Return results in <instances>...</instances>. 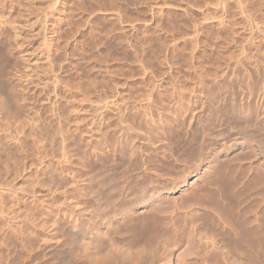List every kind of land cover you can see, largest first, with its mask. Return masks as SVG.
<instances>
[{
	"label": "rangeland",
	"instance_id": "rangeland-1",
	"mask_svg": "<svg viewBox=\"0 0 264 264\" xmlns=\"http://www.w3.org/2000/svg\"><path fill=\"white\" fill-rule=\"evenodd\" d=\"M28 1L0 0L1 18H6L7 16L11 18L14 15L18 17L19 9H22L24 4H30L31 6H25L31 8L34 7V4L36 3L37 7L38 5H44V3L45 5L46 3H50V1L47 2V0H37V2L32 0ZM61 1L62 0L59 1L58 7L62 9L64 4L63 1L62 3ZM31 2L34 4L32 5ZM65 3H68V5L65 4L62 10L59 8L61 11L58 9L54 14L55 20H59L60 18L63 19V22L59 21L53 24V28H56L55 33L57 32V34H55L54 37L46 38V44L48 45L49 43L50 46H48L49 48L46 46L47 48L44 49L43 53L45 59L48 58L49 63L51 62L49 65L47 62L48 59L46 60L49 66L45 67L43 64H37L38 66H36V63L33 65L32 61H25L27 59H25L24 56H22V58L24 57L23 59L20 58L22 61H19V58L16 59L15 57L17 56L14 57V54L10 53L12 55H7L5 47L0 44V53H3L0 54V56L2 55L0 57V66H4L3 68H0L2 70L4 68L6 69L3 71L0 69V74L5 75H2L3 79L0 77V80H4L0 81V85L5 87L3 90L5 92L7 91L6 93H11L10 97L12 96V99H14L12 95L14 93L13 91H15L14 89L21 93H19V97L17 96V98L14 99L15 102H13L12 99H9L10 97L8 94V97L6 98L8 101L4 104L8 108L6 111L4 110L6 109L4 105L0 106L1 110L3 108L2 106H4V109L1 111V114L3 112V115L1 116L4 117L0 116V183H3L0 185H3L2 187H5L6 185L7 188H11L12 186L15 187L11 190L7 189L6 193L8 192V194L2 192V197L5 199L4 201L0 196V203H2L0 204V208L4 204L1 208L2 211L0 210L2 213L1 216L4 218V220L2 218V221H0V224H3L0 226V254L3 257H1L3 259L1 261L2 264H22L26 254L24 255L23 253L25 249H20V247H22L27 239H25L26 237H21V235H24L20 233L22 231L21 228L23 229L25 225L28 226L29 223L34 222L33 220L36 221L37 219V221H42L46 215L55 218L58 213L67 211V209H64L65 205L62 202L63 197L57 192V190H63L65 187L64 180L61 177L63 174H60L63 173L61 162L59 163L60 166L56 163L59 162L58 160H63L62 154L64 152L68 155L66 154L67 156H65L64 153L63 157L70 158L72 162L79 164V166L82 164L84 165L88 162L87 158L90 151L88 147H90L91 142H93V144H95L94 146H96L95 148H97V146L100 148L101 146L107 153L105 152V156H103V158L105 157L104 160L103 158L101 159L103 160L101 161L103 166L101 163L99 164L100 160L98 161L97 158L93 157V159H96H94V162L98 167L92 159L91 161L93 163H91V168L95 167V170L97 171L99 166L101 168L106 165H111L112 167H108L114 170L118 166V169L114 171L118 172L119 169L122 171L121 168L125 166L124 168L126 169L123 168V171H128L129 169L130 173H135L134 171L137 169L136 172L138 173L139 170H142L141 166H143L142 171L144 173L141 171L140 175L145 176L144 174L147 173L145 168L146 164L139 151L142 149V144H140L141 141L145 140L150 143L149 153H151V157H149V165H152V169L157 172L158 170L159 172L160 170H163V172H166L161 173L167 174L169 172L171 175L172 172L174 173L175 169L170 168V166L173 164L172 166L179 172V170L182 169L181 166L183 167L184 161L182 159L185 156L184 160H189L185 162L186 164L184 165L186 166L191 163L193 164V162L196 163L195 161H200L209 155L215 154V150L220 151L222 148H225L228 143L231 145L230 142L234 139L236 142L238 141L236 139H241L242 137L247 139L250 135L254 137L250 136L249 138H257L258 142L264 139V127L262 128V124L259 121V119H261L260 115L257 116L251 114L250 116H240L235 111H232V109H229V105L233 101L235 106L237 104L239 105L241 100V104H243L242 102L244 99L242 93H244L243 91L247 92L250 89V91L252 90L251 93H253V95L251 98H248L250 102L248 99H245L246 101L244 100L245 104L243 106L249 108L248 111L250 113L254 112V109L256 108H258L256 109L258 112L255 111V114L259 113V111L264 112V101H255L257 94L264 89V0H67ZM9 4L10 6L12 4L14 6H12V9L10 10L9 8L11 7H9ZM66 6L67 8H65ZM26 7L25 9L28 11L29 8L27 9ZM44 7L42 6V8H39L41 11H37V8H34L33 10L35 12L37 9L36 14H39L40 17L41 14L39 12L42 13ZM25 9L23 8L22 11L24 12ZM6 10H9L11 15L9 13L7 15ZM11 10H13V12ZM30 10L27 12V16L29 13H34ZM31 14L28 16L29 20H33L34 18V20H37L39 18L36 14H33L34 17ZM15 18L14 20H16ZM56 24L60 26L58 27ZM82 26L84 28H82ZM43 37L39 36L36 38V41L34 40L35 42L33 41V45L36 43L34 47L36 46V48L39 49L37 43H44L45 38ZM40 38H42L43 41L38 40ZM46 53H49L50 55ZM14 62L17 64H14ZM10 68L13 69L11 70ZM7 69L9 72L11 71V73L5 72ZM91 70L92 72H90ZM90 73L94 75L92 76ZM8 75L14 80V83L13 80L12 83H10L11 79L10 81L8 80ZM89 76L94 79H90ZM88 80L93 81H89V83L93 84L90 85ZM239 80L241 82L238 83ZM245 81L246 83L244 84L247 85L248 88L242 84V82ZM224 84L225 86L223 87ZM221 85L222 87H220ZM2 86L0 87L2 88ZM12 86H14V89ZM226 86L228 89L225 90ZM11 88L13 91H11ZM222 92H225L226 95L225 93L222 94ZM237 95L238 97H236ZM122 98L123 100H121ZM210 98H214V100ZM207 99H210L214 103H212L213 107L208 110L209 112L206 109ZM21 100L22 102L25 100V108H23L24 105ZM223 100H225V102ZM221 101H223V105L221 104ZM19 102L22 103L23 106ZM123 102H125L126 105ZM18 103L22 106H20L22 110H25L20 111L21 113L19 114V117H12V111H15L17 108L16 106L19 105ZM226 106H229L228 110H225L227 109ZM181 107L184 108L182 109ZM18 110L19 108L16 109V112ZM204 113L205 115H203ZM4 114L8 117H5ZM9 115L13 119H11ZM255 116L257 117L255 118ZM189 119L192 122L189 121ZM13 120L16 124L12 122ZM258 121L260 123L257 124ZM22 122L25 128L23 127ZM33 122L36 125L35 128ZM9 124L11 125L9 126ZM13 124H15V126L18 124L16 127L19 130L12 126ZM187 124L189 126H187ZM11 126L13 128H11ZM91 128L93 129L91 130ZM21 130H24L22 131L24 133L20 132ZM87 130H90L89 132L91 133ZM253 130L256 133L253 132ZM140 136L144 137L141 138ZM261 136L263 138H261ZM259 138H261V140ZM209 141L211 142L209 143ZM234 141L232 142L234 143ZM263 143L264 141H262V144ZM119 147V151L122 154L114 152L115 148ZM240 152L242 154H240ZM86 153L88 154L87 156L85 155ZM115 153L119 154V157H117L118 155ZM193 153L194 155H192ZM252 153L251 149L231 152L232 155L230 154L228 158H225L230 163L227 161L228 164L225 165L227 162L224 160L222 165L223 168L226 167L224 168L225 170L223 169L224 171L228 170L227 174L229 173V170H235L236 177L230 175L231 177H225L226 179L222 178L220 180H215L213 184V181H211V184H207L208 186L206 185V188H204L208 194L210 192L211 194L208 195L205 191L206 194L208 196L211 195L210 197L212 199V194L214 193L215 195L213 196L221 205H224L226 202V205L228 202L230 203L232 194L235 190L240 188L237 184L240 185V177L243 176V174H241L243 171L241 172L238 167L241 168L243 165V170L247 171L245 167H248L246 163L250 160L249 155L254 159ZM69 154L71 157H69ZM242 156L243 158L245 157V160H242ZM116 158L118 159L116 160ZM40 159H42V161ZM141 159H143V161ZM240 159L242 162H240ZM37 160H40L39 162H42V165L38 162L32 164L34 163L33 161ZM232 160H234L233 164L231 163ZM178 161H181L180 163L182 165L180 164V166H178ZM44 162L47 163L44 165ZM160 162L163 164L167 162V167H164L166 165L165 163L163 166L164 169H162L163 164ZM235 162L238 164H235ZM155 164L157 165V168H154L156 167ZM159 165L161 166L159 167ZM237 165L238 167H233ZM42 166H45L43 170L41 169ZM107 166L105 168L108 170ZM168 166L170 169H167ZM176 166H178V168ZM237 168L238 171L236 170ZM111 169L109 170L110 173L113 171ZM23 170H25V173ZM29 171L30 173H28ZM92 171L94 172V169H92ZM181 171L175 174H180ZM235 171L230 173L235 175ZM31 172L34 177L33 175L31 176ZM35 173H38V175ZM16 174H18L17 177ZM26 175L28 177L31 176L32 179L34 178L33 180L42 181V183L49 187L50 190L56 189L54 190L57 192L55 197L56 201L53 206L47 205L42 199L35 202L36 204H32L26 200L23 201L21 197H19V195L24 194H20L22 191H18L19 186L22 184L19 190L24 188V190L27 191V189L29 190L30 188V185L28 187L27 184H30L33 181L29 180L30 178L28 179ZM39 175H41L40 178L38 177ZM35 176L39 179H36ZM172 176L175 175L172 174L169 177ZM176 176L180 177L181 174ZM232 177L235 181L239 180L236 183L233 181V184L235 183V185L232 184ZM28 180L29 182H27ZM12 181H14L13 185L11 183ZM216 181L221 183H217ZM18 182H21V184L19 185ZM215 184L217 185L216 187ZM221 186L227 188H222ZM235 186L237 189H235ZM257 186L258 188H255V186L253 187L255 188L254 190L257 191V194L256 192L254 193L256 194V197L260 199V193L258 191L261 185ZM25 187L28 188L25 189ZM8 190L11 192L12 190H17L19 193L17 192L15 195L16 191H14V193L12 192V195H9ZM225 190L226 192L230 191L232 194H226ZM2 193H0V195ZM83 197L88 200L93 198V196H90L89 194H84ZM9 198L12 199L9 200ZM168 200H166L165 203L169 205ZM9 202H11V204ZM170 202L174 203L173 199H170ZM90 204H92L91 200ZM90 204H87V209L88 207H91L88 206ZM214 204L217 203L214 202ZM207 205L208 204H206V206ZM206 206L205 209H203L204 212L201 211L202 213L217 214L216 211L220 213L218 205L215 209L212 208V210L211 207H215L213 203L211 206L210 202V208ZM15 207L21 212L14 214L12 209L14 208L13 210H16ZM205 210L207 213H205ZM150 211L153 213L152 210ZM37 214L38 216H36ZM33 215H35L36 219ZM4 216H7L8 218ZM21 217L24 221L21 220ZM13 219L17 220L13 222ZM123 230L128 232L126 228ZM124 231L123 233H125ZM167 237L169 241L175 240V243L178 241L176 239L177 236L169 237V235H158L150 242L148 241V243H150L149 246L161 245L165 242L164 240H166ZM22 239H25L23 243H21ZM166 242H168V240H166ZM27 245L29 246V243H27ZM17 247H19L20 251ZM16 250H18V253L20 254L22 252V254L18 256L19 254ZM69 253L70 252L66 253L68 256L65 254V258L64 256H62L61 259H59V257L51 258L48 262L50 261L49 264H52L53 262V264H84L80 261L82 258L79 257V255H76L77 253H74L77 257L72 254V256L76 258H72L71 254L69 258ZM23 255L24 257H22ZM67 257L70 259L69 262H67ZM62 258L66 261H62ZM19 261L21 263H19Z\"/></svg>",
	"mask_w": 264,
	"mask_h": 264
},
{
	"label": "bare ground",
	"instance_id": "bare-ground-1",
	"mask_svg": "<svg viewBox=\"0 0 264 264\" xmlns=\"http://www.w3.org/2000/svg\"><path fill=\"white\" fill-rule=\"evenodd\" d=\"M32 1L37 2V0H32ZM38 1H42V0H38ZM48 1H50V3L49 4L46 3L47 7H46L45 3H44V5H41V6L38 5V7H37V3L34 4L31 2L32 5L34 4V7H31V8L28 7L29 8L28 9L26 6H31V5L30 4L29 5L24 4V6L26 5L25 7L28 9V11L31 9L33 12H34V10H33L34 8H37L38 9V10L36 9L37 11H39V10L41 11V9H39V8L40 7L42 8V6L43 7L45 6L43 8L44 10H42L43 12L42 13L39 12L41 14L40 17H39V14L38 15L36 14V12H37L36 10L33 13L39 17L38 18L36 16L38 18V19L36 18L37 20H34L35 18L33 20L32 19L29 20L28 16H30L29 14H31V13H29L27 16L28 11L25 9L24 6H22V9L23 8L25 9L24 12L22 11V9H19L18 17L16 15L13 16L14 18L16 16V18H15L16 20H14V18L11 16L10 17L12 19L9 18L8 16H7L8 18L7 17L1 18L2 16H0V44H1V46L5 47V49H6L5 52L7 53V55L8 54L9 55L14 54V57L17 56L15 58L16 59L19 58V61H22L20 58H22V56H24L25 59H27L25 61H28V62L32 61L33 65L36 63V66H38L39 64H43V66H45V67L50 65L51 62L49 63L48 58H47L48 60L45 59L44 53H43L44 49L47 48L48 46H50L49 43H48V45L46 44L47 43L46 38L47 37L48 38L54 37V35L57 34V32L55 33L56 28L55 29L53 28V24L56 22H59V21L63 22V19L60 17H58V18H60L59 20L54 19L55 12H57L58 9L60 8V7H58V3L60 0H47V2ZM62 1H63L64 6H65V4H66L65 2L67 0H62ZM62 1H61V3H62ZM12 3L14 4V2H12ZM61 3H60V5H61ZM68 3L66 5H68ZM13 4L11 6L9 4V7H11V8H9V10L12 9ZM14 5H16V4H14ZM64 6H63V8H64ZM15 8H19V7H15ZM65 8H67V6ZM60 9H59V11L62 10V9L61 10ZM9 10L8 11L6 10L7 15H8V13L10 14ZM20 10H21V12H20ZM11 11L13 12V10H11ZM58 13H62V12H58ZM33 14H31V15L33 16ZM63 14H64V12H63ZM3 17H5V16H3ZM55 17H56V15H55ZM65 18H66V16H65ZM57 24H59V23H57ZM57 26L59 27L60 25H57ZM82 28H84V27L82 26ZM39 36L40 37L44 36L43 38H45V39H44V43L40 42L42 45L37 43V45H39V49H38V48H36V46L34 47V45L36 43H34V45H33V41L34 40L36 41V38ZM38 40L41 41L42 38H40ZM40 45H41V47H40ZM1 46H0V49H1ZM48 50L51 51L50 49H48ZM10 53H12V54H10ZM0 54H3V53H0ZM46 54H49V53H46ZM4 57H5V55H4ZM47 57H49V56H47ZM16 59H15V61H16ZM46 60L49 63V65L46 62ZM236 61H234V62H236ZM45 62L47 63V65ZM44 63H45V65H44ZM14 64H17V63L14 62ZM31 64H29V65H31ZM15 66H13V67H15ZM236 66H237V64H236ZM3 67H1V68H3ZM5 72L11 73V71L9 72L8 69ZM90 72H92V70ZM87 74H89V73H87ZM2 75H4V74H2ZM2 75L0 74V77H2ZM90 75H92V74L90 73ZM7 78H9L8 80L10 81L11 78L9 77V75ZM89 78L92 79L90 76H89ZM2 79H3V77H2ZM12 80L13 79H11L10 83H12ZM0 81H4V80H0ZM89 81L90 80H88V83H89ZM90 82H93V81H90ZM239 82H241V81L239 80L238 83ZM13 83H14V80H13ZM244 83H246V81L242 82V84H244ZM89 84L92 85L93 83L92 84L89 83ZM237 85H239V84H237ZM0 86H2V85H0ZM224 86H225V84L223 85V87ZM245 86H247V85H245ZM220 87H222V85ZM3 88H5V87H3V86H2V88L0 87V106L4 105L6 103V101H8V99H6V98L8 97L9 93H6L7 91L5 92L3 90ZM12 88L14 89V86H12ZM12 88H11V91H13ZM15 88H16V86H15ZM247 88H248V86H247ZM226 89H228L227 86H226L225 90ZM14 90L15 91H13L14 93L12 92L13 93L12 95H13V98L16 99L17 96L19 97L20 92H17L16 89H14ZM210 90H211V88H210ZM231 90H233V89H231ZM238 91L240 92V90H238ZM249 91H250V89L247 92L243 91L244 93L240 92L243 94L242 97L244 100L251 98V96L253 95V93H251L252 90L250 92ZM9 92H10V90H9ZM144 93H146V92H144ZM223 93H225V92H222V94ZM258 93H259V90H258ZM10 94H9V97H10ZM208 94H210V93H208ZM225 95H226V93H225ZM224 97H223V99H224ZM236 97H238V95ZM256 97H257L256 100L254 99L255 101L259 100V101L263 102L264 101V89L259 94H257ZM9 99H12V96ZM14 99H12L13 102H15ZM210 99L214 100V98H210ZM210 99H207L208 102L206 100L207 104L205 103L207 105V107H206L207 111L210 110L211 107H213L212 106L213 102ZM121 100H123V98ZM148 100H150V99H148ZM244 100L242 102L243 104H241V101H242L241 100L240 104L239 105L237 104L236 106L233 104L234 101L232 102L230 100L232 102L229 105L230 108H229V106L228 107L226 106L227 109H225V110H228V108L232 109V111H235L240 116H244V115L250 116L251 114H254L257 116L260 115L261 119H259V121L261 122V124H262L261 126L263 128L264 127V112L259 111V113L255 114V111H257L256 109H258V108H256V109H254L255 110L254 112L250 113L248 111L249 108H246L243 106L245 104ZM19 101H20V98H19ZM223 101L225 102V100H223ZM223 101H221L222 105H223V103H222ZM248 101H249V99H248ZM21 102H22V100H21ZM16 103H17V101H16ZM22 103H23V105L26 104L25 100ZM22 103H20V104L22 105ZM118 103H119V101H118ZM123 103H125V102H123ZM227 103H229V102H227ZM251 103H252V101H251ZM18 104H16V105H18ZM20 104L18 106H16L17 107L16 109L19 108V110L16 112V109H15V111H12V115L10 114L12 117L13 116H18V117L20 116L19 114L21 113L20 111L22 110L21 107L23 106V105L21 106ZM225 104H224V106H225ZM125 105H126V103H125ZM4 106L6 107V105H4ZM4 106H2L3 107L2 110L4 109ZM25 107L26 106L24 105L23 108H25ZM7 109L8 108L6 107V109H4V110L6 111ZM2 110L0 109V116L3 115V112L1 114ZM12 110H14V109H12ZM24 110H22V111H24ZM5 111H4V113H5ZM10 112H11V110H10ZM17 113H18V115H17ZM219 113H220V111H219ZM10 115H9V117L11 118ZM191 115H192V112H191ZM203 115H205V113ZM229 115H230V113H229ZM200 116H201V113H200ZM247 116H245V117H247ZM257 116H255V118ZM1 117H4V116H1ZM5 117H8V116L5 115ZM218 117H220V116H218ZM165 118H167V117H165ZM170 118H172V117H170ZM226 118H228V117H226ZM11 119H13V118H11ZM199 120H200V117H199ZM189 121H191V120L189 119ZM259 121L257 122V124L260 123ZM12 122H14V120ZM28 122H30V121H28ZM15 124H13L12 126L17 128L16 126H18V124L16 126H15ZM29 124H32V123H29ZM10 125L11 124H9V126ZM22 125L24 127L23 122H22ZM90 125H89V127H90ZM195 125H196V123H195ZM12 126H11V128H13ZM33 126H34V128L36 126L34 122H33ZM187 126H189V125L187 124ZM19 128H21V127H19ZM34 128H32V129H34ZM93 128H91V130ZM251 129H253V128H251ZM157 130H160V129H157ZM231 130H232V128H231ZM255 130H257V129H255ZM15 131H17V130H15ZM22 131H24V130H21L20 132H22ZM253 132H255V131L253 130ZM253 132H252V134H253ZM5 133H6V131H5ZM22 133H24V132H22ZM89 133H91V132H89ZM163 134H164V131H163ZM3 135H1V136H3ZM250 136H248L247 139L243 138V137L241 139H236V140H238L236 142L234 141L235 139L233 138L234 140H232V141H234V143L231 141L230 142L231 145L228 143L225 148H222V149L220 148L221 149L220 151L215 150L217 153L214 152L215 154L212 153L213 155H209L203 159L201 158L202 160L195 161L196 163L193 162V164L192 163L190 164V162H189L190 165H186V166L184 165V164H186L185 163L186 161H189L188 159L186 161L184 160V158L186 157L184 155L185 157H183V159H182L184 161V164H183V167L181 166L182 169L179 170V172L182 170L180 173L181 174L180 177L176 176V175H180V174H175V173H179V172L175 167L172 166L173 164L171 165L172 167L170 166V168L175 169L174 173L172 172V174H174L175 176H172V177H169L172 174L170 175L168 170H167V172H168L167 174H163L166 171L163 172V170L162 171L160 170V172H159V170H158V172H157L156 170L152 169V165H149V162H150L149 157H151V155H150L151 153H149L150 152V149H149L150 143L145 141V140H142V139H141L142 141L140 143V144H142V147L140 146L142 149L139 151H140L141 157L145 160V164H146L145 168H146L147 173L144 174L145 176L140 175L141 171L143 170V168H142L143 166H141L142 170H139L138 173L136 172L137 169L134 171L137 174L130 173L129 169H128L129 172L127 170L123 171V168L125 166L122 168L119 167L122 169V171L119 169V171H121V172L118 171L119 173L114 172V171H116V169H118V166L114 170L108 167V166L112 167L111 165L107 166L106 164L105 165L108 167V170L105 168L106 167L105 165H104L105 167H101V168L99 166V169H102V170L98 169L96 171L95 167L91 168V163L94 162L95 158H97L98 161L100 160L99 164L101 163V161L104 160L105 157L103 158V156H105V152H106L105 149L101 146H100V148H98V146H97V148H95L96 147V146H94L95 144H93V142H91V141H90L91 145H90V147H88V149L90 150L88 153L89 155L87 153L85 154L86 156L88 155V158L86 157L88 159L87 160L88 162L85 161L86 163L84 165L82 164L79 166V164H75L74 162H72L70 160V158L68 159L67 157L66 158L63 157L64 153H65V156L68 155L66 152H64L62 154L63 160L60 157L61 160H58L59 162H56V163L59 164L61 162V165H62L61 167H62L63 171L61 169L60 170L63 173H60V174L61 175L63 174L61 177L64 180L65 187L63 188V190H60L61 189L60 188L59 189L60 191L57 190V192H59L61 197H63L62 202L65 205L64 209H67V211H65V212L63 211L62 213H58V215L55 218L46 215L44 217V219H42V221H37V219L35 218V215H33L34 218L36 219V221L33 220L34 222H31L32 221L31 220L30 221L31 223H29L28 226L25 225V227L23 229L21 228L22 231L20 233L24 234V235H21V237H26L25 239H27V241H29V242H27L24 239L25 243L26 242L29 243L30 247L27 245V243L26 244L23 243L24 240L22 239L21 243H23V245H22V247H20V249L21 248L25 249L26 253H25V251L23 253H24V255L25 254L26 255H25V258L23 259V261L22 260H20V261H22V264H49V262H50V261L48 262L49 259L58 258V257H59V259H61L62 256H64V258H65L66 257L65 254L70 252L69 258H70V254H71L72 258H76L79 255V257L82 258V260H80L81 258L79 260L82 261L84 264H86V263H88V264H264V143L262 144V141H264V139L261 140V138H263L261 136V138H259L261 141L258 139L261 142L260 143L257 141V138L256 139L255 138H249ZM255 136H257V135H255ZM4 137H6V136H4ZM143 137L144 136H142L141 138H143ZM234 137H236V136H234ZM251 137H254V136H251ZM206 138H208V137H206ZM236 138H238V137H236ZM207 142H208V139H207ZM210 142L211 141H209V143ZM87 145H89V144H87ZM121 146H123V145H121ZM119 149H120V147L115 148V151L114 150L113 151L120 154L121 152L119 151ZM161 149H162V147H161ZM246 149L252 150V152H253L252 157L254 159H252L251 155H249L250 160L247 159L249 161H248V163H246V165H248V167L244 166L247 169V171L243 170L244 169L242 167L243 165L241 166V168L238 167V165L233 166V167H238L241 170V172L243 171L241 173V174H243V176L239 174L240 176H242V177L239 176L242 180V182L240 180L241 183L239 182V184L240 185L242 184V185L240 186L237 184V186L240 187L238 189L236 186H235L236 188L233 187V188L237 189L234 191L233 194L230 191L226 192V190H225L226 194L231 193L232 196L230 195L231 196L230 203L228 202V204L226 205V203H227L226 202V203H224V205H221L220 202H218V200L213 196L215 194L214 193L212 194V199H211V197H210L211 195L208 196L209 194H211V192L208 194V192L206 190H204V188H206L207 184L210 185L211 181H213L212 182V184H213L215 180H220L222 178L226 179L225 177H228L230 175H232L233 177H236V171L234 170L235 175L231 174L234 171H233V169H231L232 167L228 165L229 167H231L229 169L232 170V171L229 170V173L230 172L231 173L230 174L228 173L229 174L228 175L227 174L228 170L224 171L225 170L224 168H226V167L223 168L222 163L224 160H226L225 159L226 157L227 158L229 157L231 152L237 151V150L238 151H240V150L244 151ZM131 150H133V149H131ZM197 151H198V149H197ZM211 151H212V149H211ZM128 152H129V150H128ZM241 152H240V154L244 153V152H242V153ZM206 153H208V152H206ZM119 154H116V155H118L117 157H119ZM129 154H130V152H129ZM195 154H197V153H195ZM210 154H211V152H210ZM192 155H194V153ZM59 156H61V155H59ZM69 157H71L70 154H69ZM93 157H95V158L93 159ZM197 157H198V155H197ZM102 158H103V160H101ZM244 158L242 156V160ZM42 159H40V160L42 161ZM44 159H45V157H44ZM92 159H93V162L91 161ZM117 159L118 158H116V160ZM143 159H141V160L143 161ZM164 159H166V158H164ZM191 159H192V157H191ZM237 159H239V158H237ZM40 160L33 161L34 163H32V164H36L35 162H38L42 165V162H39ZM242 160L240 162H242ZM164 161H166V160H164ZM164 161H162V162H164ZM227 161L228 160H226V162ZM233 161L234 160H232V162H231L232 164L234 163ZM50 162H52V161H50ZM162 162H160V163H162ZM180 162L178 161V163H179L178 166H180V164H181ZM228 162L225 163V165H227ZM238 162H239V160H238ZM45 163H47V162H44V165H45ZM165 163H166V165H165ZM165 163L164 164L162 163L163 165L161 164L162 169H164L163 168L164 165H165L164 167H167V162H165ZM174 163H177V162H174ZM32 164H30V165H32ZM114 164H115V162H114ZM145 164H144V166H145ZM232 164H230V165H232ZM235 164H238V163L235 162ZM101 165H102V163H101ZM155 165H153V166H155ZM161 165H159V167ZM175 165H177V164H175ZM58 166H60V164ZM96 166H97V164H96ZM178 166H176V167L178 168ZM44 167L42 166V168L41 167L40 168L43 170ZM48 167H50V166H48ZM126 167H127V165H126ZM114 168H115V166H114ZM131 168H132V166H131ZM131 168H130V170H131ZM135 168H138V167H135ZM139 168H140V166H139ZM154 168H157V165ZM170 168L168 166L167 169H170ZM238 168L236 169L237 171H238ZM28 169H29V167H28ZM92 169H94V172L92 171ZM110 169L113 170L112 173L109 172ZM124 169H126V168H124ZM257 169H258V171H257ZM25 170H27V169H25ZM25 170H23L24 173H25ZM19 172H20V170H19ZM21 172H22V170H21ZM161 172H163V173H161ZM170 172H171V170H170ZM28 173H30V171ZM35 174L38 175V173H35ZM17 175L18 174H16V177H17ZM32 175H33V173L31 174V176ZM163 175H165V176H163ZM31 176L28 177L26 175V177L28 179L30 178L29 180H33L34 178L32 179ZM40 176L41 175H39L38 177L40 178ZM166 176H168V177H166ZM33 177H34V175H33ZM233 177L231 178L232 184H233V181H235V180H233ZM35 178L39 179V178H37V176H35ZM29 180L27 182H29ZM231 180H230V182H231ZM238 181H235V183ZM8 182H10V181H8ZM13 182L14 181L11 182L12 185H13ZM217 183H221V182H217ZM235 183L233 185H235ZM6 184H7V182H6ZM20 184H21V182L19 183V185ZM4 185H5V183H4ZM21 185L19 186V188L17 187V185H16V187L18 188L19 192L22 191L20 194L24 193L23 195H19V197H21V199L23 201L26 200L32 204H36L35 202H38L39 200L42 199L49 206H53L55 204V201H56L55 197L57 195V192H55L54 190H56V189L50 190L49 187L45 186V184L42 183V181L33 180L32 183H30V184L28 183L27 184L28 187L30 185L29 190L27 189L28 187L27 188L25 187V189H27V191H25L24 188H22L26 193L22 189L19 190ZM257 185H259V186L261 185V187L259 188V191H258L260 193V195H259L260 199L258 197H256L257 191L254 190L256 187L258 188ZM2 186L3 185H0V193H2V192L6 193L7 189L11 190V189L15 188L13 186H12L13 188L12 187L7 188L6 185H5V187H2ZM216 186L217 185L215 184V187ZM254 186H255V188H253ZM221 187L227 188V187H223V186H221ZM14 191H16L15 192V195H16V193L18 191L17 190H14ZM14 191L12 190L13 193H14ZM205 191L207 192L208 195L206 194ZM10 192L11 191H9V195L10 194L12 195V192L11 193ZM254 192H256V194ZM3 193L0 195L1 197H2ZM6 194H8V192ZM84 194H89L90 196H93V198L90 199L92 204H90V200L84 199L85 198V197H83ZM5 197H6V195H5ZM1 199H3V201L5 200L3 197ZM10 199H12V198H9V200ZM170 199L171 200L173 199L174 203L170 202ZM166 200L169 201L168 202L169 205L167 203H165ZM206 201L209 203H207ZM205 202H206V204H208L207 205L208 207L210 205V202H211V206L213 203V205L215 207H211V210H212V208L215 209L216 206L218 205L220 208V213L218 211H216L217 214H209V213H207L206 210H205L206 211L205 213H207V214L202 213L201 211H203V209H205V206H206ZM214 202H216L217 204H214ZM9 203L11 204V202H9ZM170 203H171V205H170ZM203 203L205 204V206ZM0 204H2V203H0ZM22 204H24V203H22ZM87 204H90L88 206H91L90 208L88 207V209H87ZM3 206H4V204L2 205V207ZM30 206H32V205H30ZM11 207H12V205H11ZM1 208H0V210H1ZM19 208H22V207H19ZM13 209H12V211H14V214H18L17 212H19V210H17V208H16V210H13ZM150 210H152L153 213ZM216 210H218V209H216ZM1 211H0V216L2 214ZM149 211H150V213H149ZM22 212H23V210H22ZM212 213H215V212H212ZM33 216H30V217H33ZM36 216H38V214ZM4 217H7V216H4ZM2 218H3V216L0 217V221H2L1 220ZM25 218H26V216H25ZM31 219H33V218H31ZM3 220H4V218H3ZM16 220L13 219V222ZM21 220H23L22 217H21ZM11 221H12V219H11ZM17 222H19V221H17ZM1 224H0V226H1ZM4 226H2V227H4ZM125 228H126V230H128V232H125L123 230ZM123 231L126 234L123 233ZM158 235L159 236L169 235V237L170 236H174V237L177 236L176 239L178 241H177V243H175L176 242L175 240L169 241V239L167 237L166 240H168V242H166V240H164L166 243L163 242L161 245L149 246L150 243H148V241L150 242L154 237L156 238V236H158ZM143 241L148 243V244L144 243ZM154 243H155V240H154ZM17 248L19 250V247H17ZM17 248H15V249H17ZM18 250H16L17 253H18ZM71 252H73V253H71ZM74 253H77L76 254L77 256ZM14 254H15V252H14ZM18 254H19L18 256H20L22 254V252H21V254L20 253H18ZM72 254H74V256H76V257H73ZM24 255L22 257H24ZM1 257L2 256L0 254V263L3 260L2 259L3 257L2 258ZM64 258H62V261L65 260ZM69 260L70 259H68V257H67V262H69ZM75 260H77V259H75ZM20 261H19V263H21ZM52 262H53V259H52Z\"/></svg>",
	"mask_w": 264,
	"mask_h": 264
}]
</instances>
